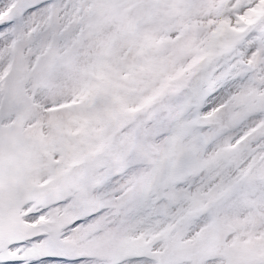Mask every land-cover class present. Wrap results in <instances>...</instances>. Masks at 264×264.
<instances>
[{
  "label": "snow or ice",
  "instance_id": "obj_1",
  "mask_svg": "<svg viewBox=\"0 0 264 264\" xmlns=\"http://www.w3.org/2000/svg\"><path fill=\"white\" fill-rule=\"evenodd\" d=\"M0 264H264V0H0Z\"/></svg>",
  "mask_w": 264,
  "mask_h": 264
}]
</instances>
